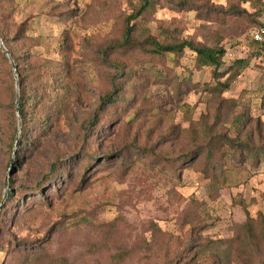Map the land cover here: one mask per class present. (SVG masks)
Segmentation results:
<instances>
[{"label":"rangeland","instance_id":"rangeland-1","mask_svg":"<svg viewBox=\"0 0 264 264\" xmlns=\"http://www.w3.org/2000/svg\"><path fill=\"white\" fill-rule=\"evenodd\" d=\"M153 2L140 21L161 40L165 31L209 46L222 37L224 68L251 53L247 16L256 11L250 0ZM136 3L15 0L11 5L8 23L25 25L26 36L39 39L34 53L47 60L76 59L85 73L78 107L72 105L75 90L64 116L34 144L29 131L20 138V119L16 124L10 107L0 113V251H8L0 252V261L5 264L19 248L31 253L28 264H264L258 231L264 165L227 161V182L218 185L200 172L199 162L180 160L205 143L208 129L233 138L237 117L250 118L253 130L264 122V56L251 60L230 90L216 98L202 91L214 85L211 70L194 69L187 52L177 71H189L194 86L188 85L181 103L173 88L150 75L129 107L107 106L104 96L121 80H112L119 57L109 48L121 40L125 17ZM170 62L153 64L167 72L176 67ZM13 74L16 83L14 69ZM40 189L42 195H36ZM12 198L16 201L9 204ZM249 220L258 223V245L248 248L238 241L246 236L238 237L237 227ZM41 248L46 252L40 254Z\"/></svg>","mask_w":264,"mask_h":264},{"label":"trees","instance_id":"trees-1","mask_svg":"<svg viewBox=\"0 0 264 264\" xmlns=\"http://www.w3.org/2000/svg\"><path fill=\"white\" fill-rule=\"evenodd\" d=\"M250 1L256 11L253 15L247 16L251 26L247 45L251 53L247 59H237L230 66L224 68L223 61L227 52L222 37L218 38L214 46H209L179 38L165 31V39L161 40L152 35L141 25L142 21H140L141 16L152 9L155 3L153 0H137L131 13L125 17L126 24L121 40L114 42L109 48L112 54L119 57L113 64L115 72L112 80L118 78L121 80L104 96L103 102L107 106L126 105L129 107L136 93L142 89L151 75V78L157 83H163L173 88L176 102L181 103L182 96L189 91L188 85L194 86L191 81L192 74L189 71L188 75L177 71L180 68L178 62L186 56L187 52L194 59V69L211 70V79L214 85L203 86L202 91L214 94L216 98L229 91L241 73L249 67L250 61L264 56V42L258 43L252 37L253 30L264 28V0ZM13 3L15 0H0V39L15 64L19 97L13 67L7 54L0 46V113L10 107L16 124H18V116L20 117V138L22 139L24 133L29 131L30 135L35 136H32V144H34L37 138L50 133L55 127L54 124L64 116V109L70 106L69 100L75 90L77 96L75 100L73 99L72 105L78 107L80 101L78 87L80 79L84 76L81 75L82 71L77 66L76 59H72V61L66 58L47 60L33 52L34 48L39 45V39L27 37L25 25L16 26L8 23L14 13V10L11 9ZM182 4L184 5L186 2ZM232 13L239 14L240 12L233 11ZM66 47V45L62 46V49H66ZM157 60L164 62L163 64L171 61L170 63L176 67L172 70L169 68L170 71L167 72L158 70L153 64ZM186 107L189 111L193 110ZM17 108L19 113H17ZM205 120L206 118L203 116L202 122L204 123ZM251 123L252 120L244 115L237 117L232 122V131L236 133L233 138L224 135L214 136L208 129L203 140L205 143L197 146L190 157H181L180 160H185L184 163L189 162V165L199 162L200 172L210 178L213 184L218 183V185L219 183L224 185L227 182L224 172L228 168H223L227 161L236 166L264 165V122L258 121L254 130L250 129ZM2 125L3 119L0 115V127ZM147 153L149 152H145V154ZM122 162L125 167L128 160L123 158ZM173 165H169L168 169L175 173L176 168ZM220 174L223 176L221 181L215 179L216 175ZM176 176L178 177V175ZM46 180L49 181V178ZM39 191L36 192V195H42L43 190ZM45 199V197L41 198L43 201ZM15 201L16 199L12 198L9 204ZM260 218L258 231L264 238V215ZM257 225L258 223H251L249 220L248 223L238 226L237 236H246V239L238 238V241L240 242L241 239V243L246 247L252 243L258 245L256 243L258 239ZM0 252L6 255L8 251L1 250ZM39 252L40 254L45 253L46 248H41ZM39 252H35L34 259L39 258ZM30 256L29 251L19 248L17 253L11 256L9 264H28ZM0 264H5L3 259Z\"/></svg>","mask_w":264,"mask_h":264},{"label":"built area","instance_id":"built-area-1","mask_svg":"<svg viewBox=\"0 0 264 264\" xmlns=\"http://www.w3.org/2000/svg\"><path fill=\"white\" fill-rule=\"evenodd\" d=\"M263 19H264V13H263ZM252 37L254 38L256 42L263 43L264 42V28L253 30Z\"/></svg>","mask_w":264,"mask_h":264},{"label":"water","instance_id":"water-1","mask_svg":"<svg viewBox=\"0 0 264 264\" xmlns=\"http://www.w3.org/2000/svg\"><path fill=\"white\" fill-rule=\"evenodd\" d=\"M0 46L2 47V49L4 50V52L7 54L8 58H9V60H10V63H11V65H12L14 71L16 72V68L14 67L15 64H14L12 58L10 57V55H9L7 49L5 48V46H4V44H3V42H2L1 39H0ZM16 79H17V77H16ZM16 89H17V95H18V97H19V83H18V80H17V82H16ZM17 103H18V101H17ZM17 113H19L18 108H17ZM19 119H20V117H19Z\"/></svg>","mask_w":264,"mask_h":264}]
</instances>
